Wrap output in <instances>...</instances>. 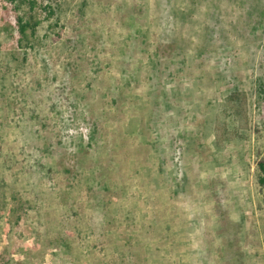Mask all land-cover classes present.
Returning <instances> with one entry per match:
<instances>
[{"label":"rangeland","instance_id":"rangeland-1","mask_svg":"<svg viewBox=\"0 0 264 264\" xmlns=\"http://www.w3.org/2000/svg\"><path fill=\"white\" fill-rule=\"evenodd\" d=\"M52 3L0 0V264H264V0Z\"/></svg>","mask_w":264,"mask_h":264},{"label":"trees","instance_id":"trees-1","mask_svg":"<svg viewBox=\"0 0 264 264\" xmlns=\"http://www.w3.org/2000/svg\"><path fill=\"white\" fill-rule=\"evenodd\" d=\"M11 4H15L16 8L22 6V4H27L30 9H35L37 6L47 13V16H51L55 13V8L52 5V0H7ZM19 31L21 34H26L27 30L30 28L31 33H35V29L39 24V21L30 22L24 20L21 16L17 17ZM258 165V182L261 187L264 188V158L257 162Z\"/></svg>","mask_w":264,"mask_h":264}]
</instances>
